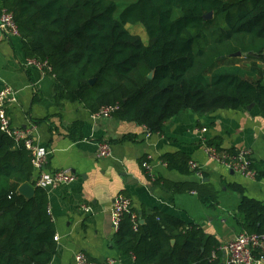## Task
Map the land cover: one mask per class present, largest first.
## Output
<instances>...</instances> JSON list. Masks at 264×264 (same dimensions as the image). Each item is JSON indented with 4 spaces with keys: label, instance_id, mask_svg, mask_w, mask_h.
I'll return each instance as SVG.
<instances>
[{
    "label": "trees",
    "instance_id": "16d2710c",
    "mask_svg": "<svg viewBox=\"0 0 264 264\" xmlns=\"http://www.w3.org/2000/svg\"><path fill=\"white\" fill-rule=\"evenodd\" d=\"M117 8L115 0H0V13L14 14L26 56L50 65L57 100L79 101L91 113L118 105L114 117L152 133L186 110L205 115L254 103L264 114V0H135L119 18ZM138 23L148 44L128 29ZM238 51L248 53L240 56L248 64L229 62ZM220 60L228 62L210 70ZM79 129L75 122L69 135L78 138ZM33 159L24 141L0 125V264H51L57 253L48 191L34 183ZM162 160L184 174L202 173L199 181L164 180L167 188L195 191L211 206L218 202L219 191L204 181L208 173L192 168L186 153H165ZM251 167L255 178L264 177V170ZM24 183L35 187L34 197L19 193ZM229 186L241 194L242 229L264 232V202L239 183ZM132 212L137 218L122 216L114 246L136 264H226L220 241L202 228L159 211H144L141 223Z\"/></svg>",
    "mask_w": 264,
    "mask_h": 264
},
{
    "label": "crops",
    "instance_id": "0c3cea01",
    "mask_svg": "<svg viewBox=\"0 0 264 264\" xmlns=\"http://www.w3.org/2000/svg\"><path fill=\"white\" fill-rule=\"evenodd\" d=\"M27 59L21 37L0 30V91L11 86L19 94L18 104L9 111L11 125L25 128L32 123L36 127V144L50 152L48 171L68 168L77 175L73 183L47 190L59 236L51 264H75L79 251L99 264L111 259L114 264H136L132 254L121 255L114 246L117 230L112 208L120 193L131 198L141 222H145L144 211H159L202 228L218 238L221 246L245 232L237 218L241 194L229 185L239 183L247 196L264 202V177L251 178L210 160L203 138L216 147L251 150L255 167L264 170V114L257 104L205 115L186 110L148 137L146 127L136 122L114 116L95 118L79 101L57 100L54 78L47 70L26 65ZM75 122L80 129L73 139L69 127ZM203 127L208 130L203 132ZM104 140L113 149L105 158L98 154ZM178 151L208 173L204 181L219 191L215 205L202 202L195 191L179 193L164 185V180H200L198 174L181 173L163 162L165 153ZM83 206L92 210L84 212Z\"/></svg>",
    "mask_w": 264,
    "mask_h": 264
},
{
    "label": "built area",
    "instance_id": "2783aa9c",
    "mask_svg": "<svg viewBox=\"0 0 264 264\" xmlns=\"http://www.w3.org/2000/svg\"><path fill=\"white\" fill-rule=\"evenodd\" d=\"M0 30L15 36H20L17 24L15 22L14 14L6 9H2L0 13ZM26 65H36L43 70H46V68H51L47 61H39L33 58H28ZM18 102L19 94L18 91L13 87L7 86L0 91V125L3 131L15 138V140L24 141L27 148L33 151V166L35 170L33 180L35 185L48 190L57 188L61 185H68L73 183L77 179V175L71 169L67 168L54 171L47 170L50 152L49 150L36 144L35 139L33 138L36 127L32 123L25 128H14L11 125V117L9 111L11 106L18 104ZM117 109L118 105H105L102 106L99 111L92 114L95 118L111 117ZM202 131H207V127H203ZM146 132L148 137L152 135V132H150L149 130H147ZM203 141L204 145L206 146L205 150L210 160L221 162L229 168H232L233 170L242 173L245 176L255 178L256 172L251 167V151H249L248 149H241L236 155L220 154L216 146L209 145L207 143V138L204 137ZM112 151L113 149L110 141L104 140L100 143L98 150V154L100 157H109L112 154ZM143 165L152 176L151 166L147 162H145ZM191 166L192 168L200 167L199 164L195 161L191 162ZM199 176L202 177L201 172H199ZM132 207L133 202L129 196L120 193L115 197L112 208V222L116 230L118 229L120 220L125 213H132L133 218H137V215L132 212ZM82 210L84 212H90L92 209L90 206H83ZM137 227L138 222L135 220V228ZM54 238L55 240H58L59 236L55 235ZM220 249L224 252V262L226 264L264 263V232H242L238 234L234 239L221 246ZM74 259L75 264H99L91 260L89 256L82 251L77 252ZM114 263L115 260L111 259L101 264Z\"/></svg>",
    "mask_w": 264,
    "mask_h": 264
},
{
    "label": "rangeland",
    "instance_id": "374dc122",
    "mask_svg": "<svg viewBox=\"0 0 264 264\" xmlns=\"http://www.w3.org/2000/svg\"><path fill=\"white\" fill-rule=\"evenodd\" d=\"M115 1L118 3V8H117L115 15L117 18H119L122 11L126 8V6L135 0H115ZM179 15H180V11H177L175 14V17H178ZM127 26H128V29L132 33L139 34L146 44L149 43V36L147 34V31L145 30L144 25H142L141 23H138V24H128ZM236 58L237 59L229 60V62H236L238 64H248L250 62L248 59H246V57H236ZM227 62L228 61H224V60L221 61L220 60V61L216 62L215 64H213L212 66H210V70L214 69L215 67H217L220 64L227 63ZM207 130H208V128H207ZM249 151H251V150H249Z\"/></svg>",
    "mask_w": 264,
    "mask_h": 264
},
{
    "label": "water",
    "instance_id": "95a60500",
    "mask_svg": "<svg viewBox=\"0 0 264 264\" xmlns=\"http://www.w3.org/2000/svg\"><path fill=\"white\" fill-rule=\"evenodd\" d=\"M213 17V12H209L206 15V18H212ZM248 53L246 52H242V51H238L233 53V56L235 57H240V56H246ZM150 78L153 77V73H151L149 75ZM92 82H94V80H92ZM255 104H251L248 106V108H252ZM19 193L26 196L27 198H32L35 195V187L31 184V183H24L19 187ZM141 223H144L143 221ZM174 241V240H173ZM264 264V263H261Z\"/></svg>",
    "mask_w": 264,
    "mask_h": 264
}]
</instances>
